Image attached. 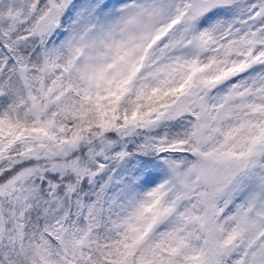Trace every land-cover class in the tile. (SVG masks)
<instances>
[{
    "label": "snow or ice",
    "instance_id": "obj_1",
    "mask_svg": "<svg viewBox=\"0 0 264 264\" xmlns=\"http://www.w3.org/2000/svg\"><path fill=\"white\" fill-rule=\"evenodd\" d=\"M0 264H264V0H0Z\"/></svg>",
    "mask_w": 264,
    "mask_h": 264
}]
</instances>
